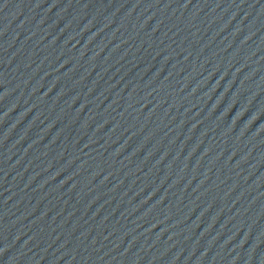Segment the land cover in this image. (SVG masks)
Masks as SVG:
<instances>
[{"label":"water","instance_id":"1","mask_svg":"<svg viewBox=\"0 0 264 264\" xmlns=\"http://www.w3.org/2000/svg\"><path fill=\"white\" fill-rule=\"evenodd\" d=\"M0 264H264V0H0Z\"/></svg>","mask_w":264,"mask_h":264}]
</instances>
